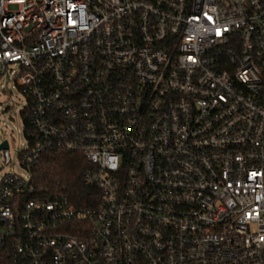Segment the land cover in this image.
I'll return each instance as SVG.
<instances>
[{
    "label": "built area",
    "instance_id": "obj_1",
    "mask_svg": "<svg viewBox=\"0 0 264 264\" xmlns=\"http://www.w3.org/2000/svg\"><path fill=\"white\" fill-rule=\"evenodd\" d=\"M13 74L0 264H264V0H0ZM54 150L94 204L35 190Z\"/></svg>",
    "mask_w": 264,
    "mask_h": 264
},
{
    "label": "trees",
    "instance_id": "obj_2",
    "mask_svg": "<svg viewBox=\"0 0 264 264\" xmlns=\"http://www.w3.org/2000/svg\"><path fill=\"white\" fill-rule=\"evenodd\" d=\"M87 167L88 162L79 152L44 153L32 167V185L38 193L64 195L76 206H91L99 197V190L81 180Z\"/></svg>",
    "mask_w": 264,
    "mask_h": 264
},
{
    "label": "rangeland",
    "instance_id": "obj_3",
    "mask_svg": "<svg viewBox=\"0 0 264 264\" xmlns=\"http://www.w3.org/2000/svg\"><path fill=\"white\" fill-rule=\"evenodd\" d=\"M15 74L10 75V80L0 82L5 89L0 88V142L3 139L9 141L11 165L5 166L0 154V179L7 173H24L18 167L17 154L18 149L26 146V139L23 132L22 110L24 109L26 98L16 85Z\"/></svg>",
    "mask_w": 264,
    "mask_h": 264
},
{
    "label": "water",
    "instance_id": "obj_4",
    "mask_svg": "<svg viewBox=\"0 0 264 264\" xmlns=\"http://www.w3.org/2000/svg\"><path fill=\"white\" fill-rule=\"evenodd\" d=\"M7 147H8L7 141H6V140H3V141L0 143V150H1V149H6Z\"/></svg>",
    "mask_w": 264,
    "mask_h": 264
}]
</instances>
